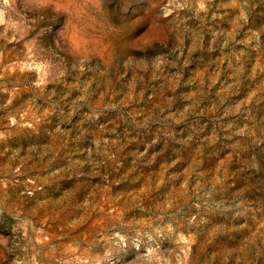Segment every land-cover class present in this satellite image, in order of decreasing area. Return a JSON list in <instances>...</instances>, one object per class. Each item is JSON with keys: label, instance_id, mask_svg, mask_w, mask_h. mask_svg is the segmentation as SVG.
Instances as JSON below:
<instances>
[{"label": "rangeland", "instance_id": "obj_1", "mask_svg": "<svg viewBox=\"0 0 264 264\" xmlns=\"http://www.w3.org/2000/svg\"><path fill=\"white\" fill-rule=\"evenodd\" d=\"M0 264H264V0H0Z\"/></svg>", "mask_w": 264, "mask_h": 264}]
</instances>
